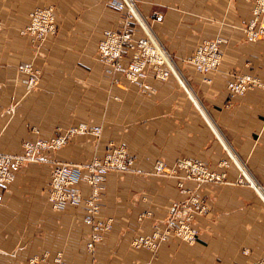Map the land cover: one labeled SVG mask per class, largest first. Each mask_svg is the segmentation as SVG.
I'll return each mask as SVG.
<instances>
[{"label": "crops", "instance_id": "0c3cea01", "mask_svg": "<svg viewBox=\"0 0 264 264\" xmlns=\"http://www.w3.org/2000/svg\"><path fill=\"white\" fill-rule=\"evenodd\" d=\"M134 1L148 20L162 14L153 28L185 88L169 76L148 79L153 90L141 92L105 72L97 44L103 30L119 28L122 19L107 0H0V153L18 154L23 141L82 123L101 128L98 138L75 135L43 161L13 171L0 201V264H28L43 254L42 264H54L58 253L64 264L264 260V39L247 41L242 30L254 0ZM48 6L56 32L36 49L21 32L33 8ZM215 36L225 39L222 61L207 82L188 59L199 42ZM29 62L40 69L39 84L30 91L18 68ZM234 73L251 75L257 84L232 94L226 85ZM110 143H123L134 163L107 174L95 217L110 220L111 227L88 252L91 227L83 217L89 189L80 182L82 200L54 208L47 200L51 162L86 164L101 158ZM229 153L258 187L237 183ZM179 158H198L226 174L225 183L202 187L207 212L197 218L198 239L188 244L171 238L154 252L132 246L134 238L162 229L171 202L180 198L176 178L152 171L157 160L171 166ZM143 213L148 215L139 219Z\"/></svg>", "mask_w": 264, "mask_h": 264}, {"label": "built area", "instance_id": "2783aa9c", "mask_svg": "<svg viewBox=\"0 0 264 264\" xmlns=\"http://www.w3.org/2000/svg\"><path fill=\"white\" fill-rule=\"evenodd\" d=\"M107 4L119 11L122 19L119 28L103 30L96 48L97 58L104 64L105 72L111 76L118 74L123 76L141 92L153 90L147 82L148 79L165 81L169 76H174L185 88L184 78L180 77L182 73L153 28L154 23L162 20V14L154 12L148 20L140 13L134 0H107ZM137 30H140L141 35H136ZM242 30L247 41L264 39V0H254L250 8V18L242 25ZM55 32V11L48 6L33 8L29 12V22L21 33L28 34L32 44L38 49ZM224 42L225 39L221 36L203 39L188 59L194 69L202 74L204 81L210 82L209 74L218 70L222 61ZM18 68L26 74V89L30 91L36 87L40 69L31 62L20 64ZM256 84V79L251 75L234 73L233 79L227 82L226 88L232 94L242 95ZM87 132L98 136L101 128L79 124L65 131L57 130L46 139L26 140L22 142V151L18 154L0 153V201L3 192L7 190V185L13 179L15 168L29 162L44 160L43 154L58 151L73 136ZM131 165L132 160L127 156L125 149L110 143L103 157H93L86 164L55 162L51 166L47 200L54 208L78 204L82 200L80 182H84L89 189L84 199L85 215L83 218V222L91 227L86 244L88 252L94 250L95 243L111 227L110 220L103 221L95 217L99 211V195L106 176L113 171H128ZM178 167L183 169V177L188 179L202 180L199 178L200 175H197L199 172H203L204 176L208 175L201 162L190 158H179L171 166L163 160H157L154 165L156 173L179 178ZM238 169L244 174L239 167ZM177 189L179 194H189V199L187 198L189 201H186V204L176 200L172 201L163 221L164 227L155 228L150 234L134 238L131 242L132 246L154 252L162 242L171 238L188 244L196 242L197 228L191 222V218L196 213L192 206V200L194 201L192 193L182 188V184L178 182ZM147 215L148 213H143L139 219ZM46 258L44 254L32 257L28 260V264H42ZM53 260L54 264H64L59 253ZM253 264H264V260H256Z\"/></svg>", "mask_w": 264, "mask_h": 264}, {"label": "rangeland", "instance_id": "374dc122", "mask_svg": "<svg viewBox=\"0 0 264 264\" xmlns=\"http://www.w3.org/2000/svg\"><path fill=\"white\" fill-rule=\"evenodd\" d=\"M135 2V1H134ZM136 4V2H135ZM137 6V4H136ZM138 7V6H137ZM53 8V7H52ZM151 19V18H150ZM46 42V41H45ZM98 45V44H97ZM96 53V52H95ZM190 58V57H189ZM36 67V66H35ZM39 84V80H38V83L36 85V87L32 88V89H35L37 88ZM138 90V89H137ZM214 133V131H213ZM215 134V133H214ZM100 135L96 136L97 138L99 137ZM214 136H217L216 134ZM36 139V138H35ZM38 139H42V138H38ZM24 142V141H23ZM69 142V141H68ZM114 145H119L121 147H123V149H125L126 153H127V156L132 160V164L134 163V158L132 156H130V154L128 153V150L126 148V146L123 144V143H113ZM67 145V144H66ZM107 149L105 150V153H106ZM56 152V151H55ZM104 153V155H105ZM103 155V156H104ZM102 156V157H103ZM229 156H230V159L232 160V162L234 163L236 169L238 170L239 172V175H238V178L236 179L237 180V183H240V184H243V183H246V184H249L250 186H252V182L249 181V179L238 169L239 165L236 164V161L232 158L231 156V153H229ZM43 157H45V154H43ZM190 159H194L196 161H199L201 162L205 168H206V172L208 173L207 176H204L203 172H199L197 173V175H200L199 178H202V180H193V179H188L186 177H183L184 176V171L182 168H179L177 169V172H178V175H179V178L173 176V178H176L177 179V182L178 183H181L182 184V188L186 189V190H189L191 193H192V199H194V201L192 200V206L195 208L196 210V213L194 214L193 218H191V222L195 225V227L197 228V231H196V240L198 239V236L200 235V231H199V227L197 226V221L199 217L203 216L206 212H207V206H206V201H205V198L204 196L202 195V187L205 185V184H223L226 182V174L224 172H219L215 169H212L206 162L198 159V158H190ZM43 161V160H42ZM38 162H41V161H38ZM55 162H60V161H53L51 162V166L55 163ZM36 163V162H35ZM69 163V162H68ZM176 162H174L173 164H175ZM225 163V162H224ZM240 163H243L242 161H240ZM244 164V163H243ZM25 165V164H24ZM155 165V163H154ZM154 165H153V173L157 174V175H160L158 173H156L155 171V168H154ZM223 165H226V164H223ZM245 165V164H244ZM132 166V165H131ZM17 169V168H15ZM14 169V170H15ZM131 169V167H130ZM129 169V170H130ZM13 170V171H14ZM161 176V175H160ZM211 176H213L211 178ZM171 177V176H170ZM50 182V180H49ZM187 183H191L192 184V187H187L186 184ZM89 192V191H88ZM88 195V194H87ZM180 198L176 199V201L178 202H181L182 204H186L185 202L189 201L188 199V196L189 194H180L179 195ZM188 198V199H187ZM174 201V200H173ZM166 217V216H165Z\"/></svg>", "mask_w": 264, "mask_h": 264}, {"label": "bare ground", "instance_id": "6f19581e", "mask_svg": "<svg viewBox=\"0 0 264 264\" xmlns=\"http://www.w3.org/2000/svg\"><path fill=\"white\" fill-rule=\"evenodd\" d=\"M103 66H104V64H103ZM104 69H105V66H104ZM178 75V74H177ZM180 77H181V74H180ZM25 87H26V85H25ZM31 90H33V89H31ZM29 91V90H28ZM82 124H84V123H82ZM81 125V124H80ZM88 125V124H87ZM93 127V126H92ZM70 128V127H69ZM101 133V132H100ZM79 134H81V133H79ZM84 134H92L93 135V133L92 132H87V133H84ZM78 135V134H77ZM100 135V134H99ZM95 136V135H94ZM96 137V136H95ZM63 148V147H62ZM119 172V171H118ZM124 172V171H123ZM252 186L253 187H258L257 186V183H255V182H253L252 181ZM260 188V187H259ZM261 189V188H260ZM262 190V189H261ZM84 218V217H83Z\"/></svg>", "mask_w": 264, "mask_h": 264}]
</instances>
